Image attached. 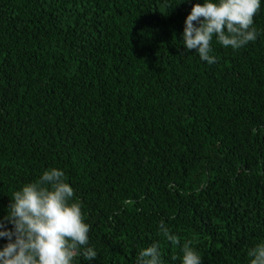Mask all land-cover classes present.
<instances>
[{
    "label": "trees",
    "instance_id": "trees-1",
    "mask_svg": "<svg viewBox=\"0 0 264 264\" xmlns=\"http://www.w3.org/2000/svg\"><path fill=\"white\" fill-rule=\"evenodd\" d=\"M193 3L0 0V220L54 167L97 252L74 264H136L153 243L181 264L188 240L203 264H250L264 242V0L257 39L213 38L214 64L184 48Z\"/></svg>",
    "mask_w": 264,
    "mask_h": 264
},
{
    "label": "clouds",
    "instance_id": "clouds-1",
    "mask_svg": "<svg viewBox=\"0 0 264 264\" xmlns=\"http://www.w3.org/2000/svg\"><path fill=\"white\" fill-rule=\"evenodd\" d=\"M260 5L261 0L193 3L184 21L185 50H195L202 61L214 64L217 58L211 54L213 38L233 50L254 42L259 35L254 17ZM82 207L74 189L66 182L64 171L54 167L14 191L8 212L0 220V238L7 239L0 247V264H74L80 255L87 261L95 259L97 252L88 246L91 226L85 222ZM158 227L167 241L180 244L179 236L172 234L164 221ZM192 243L191 240L183 243L181 264H203ZM247 255L250 264H264V242L250 248ZM136 264H162L159 244L143 248Z\"/></svg>",
    "mask_w": 264,
    "mask_h": 264
}]
</instances>
